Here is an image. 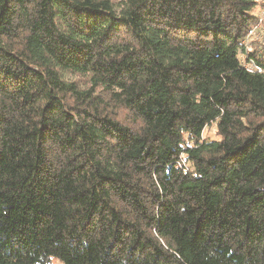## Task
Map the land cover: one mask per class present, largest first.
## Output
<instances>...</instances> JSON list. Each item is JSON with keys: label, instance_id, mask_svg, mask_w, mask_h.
Returning <instances> with one entry per match:
<instances>
[{"label": "trees", "instance_id": "obj_1", "mask_svg": "<svg viewBox=\"0 0 264 264\" xmlns=\"http://www.w3.org/2000/svg\"><path fill=\"white\" fill-rule=\"evenodd\" d=\"M259 6L0 0V264H264Z\"/></svg>", "mask_w": 264, "mask_h": 264}, {"label": "rangeland", "instance_id": "obj_2", "mask_svg": "<svg viewBox=\"0 0 264 264\" xmlns=\"http://www.w3.org/2000/svg\"><path fill=\"white\" fill-rule=\"evenodd\" d=\"M112 1L118 2L120 0H112ZM257 1L260 6L257 9L255 15H258L259 17L261 15H264V0H257ZM248 50H249V54H250V51H253V50H257L259 52L264 51V21L261 27H259V29L255 32V35L248 38ZM241 61L242 63H244L243 57H241ZM214 130L215 128L213 125L207 127L205 130L204 137L205 138L209 137L211 139H217V137L215 136ZM53 263L57 264L55 263V261Z\"/></svg>", "mask_w": 264, "mask_h": 264}, {"label": "built area", "instance_id": "obj_3", "mask_svg": "<svg viewBox=\"0 0 264 264\" xmlns=\"http://www.w3.org/2000/svg\"><path fill=\"white\" fill-rule=\"evenodd\" d=\"M257 1V0H255ZM264 21V15H261L258 17L256 15V22L253 27L248 31L246 37L242 41L243 51L240 53L239 56L244 58L243 67L251 73H261L262 70L256 65V63L250 58L249 56V50H248V38L255 35V32L261 27L262 23ZM179 167H181L184 171H186V165L183 161H180L178 164Z\"/></svg>", "mask_w": 264, "mask_h": 264}]
</instances>
